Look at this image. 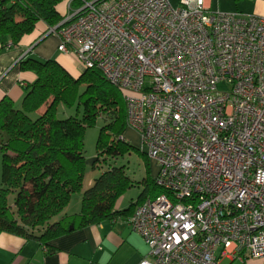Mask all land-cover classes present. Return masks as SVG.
Returning <instances> with one entry per match:
<instances>
[{"label":"built area","instance_id":"built-area-1","mask_svg":"<svg viewBox=\"0 0 264 264\" xmlns=\"http://www.w3.org/2000/svg\"><path fill=\"white\" fill-rule=\"evenodd\" d=\"M49 33L123 91L158 165L163 192L126 218L149 247L138 264H219L220 248L264 261V16L92 0Z\"/></svg>","mask_w":264,"mask_h":264},{"label":"trees","instance_id":"trees-1","mask_svg":"<svg viewBox=\"0 0 264 264\" xmlns=\"http://www.w3.org/2000/svg\"><path fill=\"white\" fill-rule=\"evenodd\" d=\"M63 1L0 0V39L9 38L12 45H17L40 21L49 28L58 25L66 16L58 10ZM84 1L92 0L73 3L80 6ZM20 68L34 72L36 80L24 87L21 108L8 96L0 100V233L45 243L85 225L129 216L138 204L163 192L153 179L144 178L138 200L126 209L116 210L117 200L135 184L123 167L115 165L83 191L88 165L84 155L87 127L99 117L109 118L99 133V158L107 155L115 159L132 148L121 139L127 128L123 91L98 68H87L73 76L55 59L30 56L20 60ZM60 103L68 107L79 103L82 117L59 118ZM43 106L44 111L37 114ZM32 113L38 117L32 118ZM75 193H82L80 211L62 214Z\"/></svg>","mask_w":264,"mask_h":264},{"label":"crops","instance_id":"crops-1","mask_svg":"<svg viewBox=\"0 0 264 264\" xmlns=\"http://www.w3.org/2000/svg\"><path fill=\"white\" fill-rule=\"evenodd\" d=\"M169 1L179 4L180 0ZM70 2L71 0H64L58 5V10L67 14ZM206 5L212 11L264 16V0H206ZM50 36L48 25L40 21L17 45H12L9 38L0 39V100L8 96L16 105L22 104L24 87L36 80L34 72L20 68V60L27 56L41 60L55 59L70 73L76 64L78 71L83 72L84 68L75 56L58 49L59 37ZM44 108L45 106L41 107L37 114L42 113ZM95 178L89 180L86 188L83 185V191L93 184ZM139 188L142 189L143 185H139ZM124 194L117 200L116 210L128 208L139 197L125 199ZM80 209L79 197L78 203L73 206L71 200L62 214L78 213ZM126 218L127 215L116 216L97 224L85 225L45 243L38 239L2 232L0 264H138L144 258L150 259L148 244L139 233L132 230ZM217 255L219 264H264L261 259L224 253L223 248L218 250Z\"/></svg>","mask_w":264,"mask_h":264},{"label":"rangeland","instance_id":"rangeland-1","mask_svg":"<svg viewBox=\"0 0 264 264\" xmlns=\"http://www.w3.org/2000/svg\"><path fill=\"white\" fill-rule=\"evenodd\" d=\"M171 4L173 6H177L178 4L174 1H171ZM78 8L77 4H74L71 2L69 4V7L67 9V14L72 13L75 9ZM53 36L58 35L56 33L51 34L50 38ZM73 65V69L71 71V74L73 76H77L80 70ZM219 88H224L223 85H220ZM83 87L81 88V91H83ZM79 103H77L74 106H66L62 103L58 105L57 111H58V117L59 118H67L70 116H78L82 117V107L78 106ZM18 108H21V105H16ZM32 118H37L38 115L36 113L31 114ZM109 118L103 119L102 117H99L97 122L92 125L87 127L86 132H85V151L84 155L87 159H90L94 156L98 155V148H97V141L99 137V133L101 128L106 124V121H108ZM124 137L128 140V142L132 145V148L125 153L124 155H121L117 158H113L107 155L100 156L98 159L99 161L94 162L92 165L95 167H92V165H87L86 169V174L84 177L83 185L84 188L87 187L89 180L94 179L95 176H99L100 172H103L112 165L118 166V167H123L125 175L128 176V178L133 181L135 184L134 186L130 187L127 189L126 193L124 194L125 199L130 198L131 196L133 198H137L141 192L143 191V188L140 189L139 185H142V181L144 178H155L157 172H158V165L157 163L148 156L147 154V147L142 145V139L140 134L131 129V128H126L123 133ZM2 163H1V154H0V187L2 186ZM80 197V202L82 200L81 198V193H75L72 196V205H76L78 203V198ZM10 202L13 204V198L14 194L10 195Z\"/></svg>","mask_w":264,"mask_h":264},{"label":"water","instance_id":"water-1","mask_svg":"<svg viewBox=\"0 0 264 264\" xmlns=\"http://www.w3.org/2000/svg\"><path fill=\"white\" fill-rule=\"evenodd\" d=\"M98 155L97 156H94V157H92V158H90V159H87L86 160V163L88 164V165H92L94 162H96L97 160H98Z\"/></svg>","mask_w":264,"mask_h":264}]
</instances>
